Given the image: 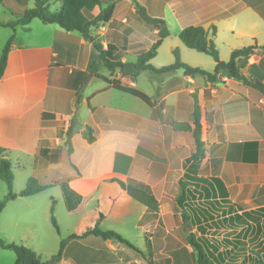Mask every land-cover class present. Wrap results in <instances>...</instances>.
Segmentation results:
<instances>
[{
  "label": "crops",
  "instance_id": "1",
  "mask_svg": "<svg viewBox=\"0 0 264 264\" xmlns=\"http://www.w3.org/2000/svg\"><path fill=\"white\" fill-rule=\"evenodd\" d=\"M102 1H86L77 10L82 25L112 2ZM137 1L152 17L165 21L170 64L175 62L174 49L179 48L188 64L214 72L215 60L188 52L191 48L179 38L190 25L209 32L224 61L236 49L264 45V0ZM49 4L58 11L63 1L49 0ZM34 6L35 0L0 4V24H8L0 26V57L13 36L0 79V159L9 158L13 165L30 170L26 183L36 169L65 170L68 175L40 193L9 201L0 213V225L12 206L31 204L36 212L43 193L60 187L58 196L50 195L67 209L68 234L62 233L57 219L60 231L62 236H79L67 242L55 264H199L192 244L176 241L191 233L216 264L264 261V95L260 90L227 73L210 80L183 70L165 78L152 70H143L137 77L112 71L94 41L81 32L39 18L18 22L19 13ZM164 27H148L138 18L133 0H117L111 19L92 27V35L104 49L112 46L111 52L123 62H136ZM238 70L264 83V54L240 57ZM115 79L144 91L155 106L116 89L111 83ZM196 103L204 145L195 159ZM63 182L81 197L74 209L68 207ZM182 195L184 207L179 202ZM92 201L96 208L87 222L84 218ZM122 205L137 209L136 215L121 210ZM109 217H130L133 228L142 234L141 243L122 229H104ZM96 223L102 230L120 233L148 255L99 232L83 236ZM16 224L20 225L19 219ZM133 250L137 257L130 255ZM9 251L0 247V258L8 257L7 264H14ZM152 252L165 256L152 259Z\"/></svg>",
  "mask_w": 264,
  "mask_h": 264
},
{
  "label": "trees",
  "instance_id": "2",
  "mask_svg": "<svg viewBox=\"0 0 264 264\" xmlns=\"http://www.w3.org/2000/svg\"><path fill=\"white\" fill-rule=\"evenodd\" d=\"M62 8L58 11H53L50 8L49 0H35V6L32 8L23 9L19 13L20 19L18 22L26 24L29 23L34 18H39L44 23H56L60 25L67 31H79L85 38L90 41H94V44L98 51L100 52L101 59L104 65L114 71L119 69L124 75L131 77H137L143 70H152L165 78L176 73L178 70H183L188 75H197L202 74L207 76L210 80H214L216 76L220 73H227L231 77L238 78L243 80L246 84L254 86L264 95V83L258 79H249L238 70V59L243 56H250L253 54H264V45L259 46L257 43L253 45L245 46L239 49H236L232 52L231 58L229 61L221 60L219 49L215 43L213 37H210L209 32L203 27L198 25H190L182 29L179 34L181 41L189 48L195 49L199 52H204L211 55L216 61V68L214 72H208L200 67L192 66L184 62L181 58L180 49H174L175 62L165 65L162 67H155L151 64V60L157 55L158 48L162 44L164 38L168 36L169 31L164 27L165 21L161 18L152 17L145 6L140 4L137 0L134 1L136 6L138 18L144 22L148 27H161L164 29L161 32L159 38L151 45V47L143 52L136 62H123L120 57H117L111 52L112 46L107 50L104 49L103 45L94 39L92 35V27L98 26L100 23H106L111 19L113 11L115 9V4L117 0H112V2L105 8L102 9L101 13L91 19L85 25L80 23V19L77 14L78 9H82L86 1H92L97 4H102V0H62ZM4 0H0V4H3ZM8 25V24H0ZM14 26V24H10ZM213 35L216 34V27L212 28ZM13 36L7 41L2 55L0 57V79L2 78L8 55L12 46ZM112 85L121 91L132 94L151 106H155V101L151 96L146 94L144 91L123 84L120 80H113ZM194 136L197 144V152L194 154L196 159L203 149L202 141V124H201V110L198 103L195 104L194 108ZM73 126L70 127L68 131V137L72 134ZM69 149L71 151V143L68 138L67 141ZM67 159V156H66ZM68 174L65 173V170H55L54 168L49 169H36L32 176L27 180L26 186L20 192H14V179L15 175L13 172V163L9 158L0 159V177L8 186V193L0 199V213L11 200H14L18 197H27L40 193L52 186H54L61 178L66 177ZM64 194L70 209H74L81 200L80 196H74L72 191L69 189V186L66 182L62 183ZM180 205L183 206L184 196L182 195L179 200ZM240 209H246V205L238 206ZM51 221L59 234H61L60 226L58 224L57 218L55 216V207L54 202L51 207ZM89 233L99 232L104 238H116L122 243L127 244L132 249L142 252V250L136 246L129 239L122 236L120 233L114 230H102L99 227V224L96 223L94 227L87 229ZM76 234H71L66 238H62L60 242V248L58 253L53 255L48 261H44L42 257L32 248L25 246L21 243L15 242H6L0 238V247L5 249H11L16 253V261L14 264H55V261L58 257L61 256L67 242L73 238H76ZM190 243L197 250V261L199 264H216L215 259L206 251L202 243L191 233L190 234ZM259 264H264L263 261H260Z\"/></svg>",
  "mask_w": 264,
  "mask_h": 264
},
{
  "label": "rangeland",
  "instance_id": "3",
  "mask_svg": "<svg viewBox=\"0 0 264 264\" xmlns=\"http://www.w3.org/2000/svg\"><path fill=\"white\" fill-rule=\"evenodd\" d=\"M32 5H34V2L32 3ZM94 39L96 38L94 37ZM169 41H170L169 38L167 40L165 39L164 46L160 49L161 51L159 52V55L156 61L152 63L153 65H158V62H163L165 65L170 64L169 62H167L168 61L167 59L170 58L171 54L168 50H166V46ZM187 50L188 52H195V54H199V56L205 58V60H209L210 62H213L214 60L211 55H208L205 53H198L199 51H194L193 49H187ZM181 58L184 62H186V60L183 59L182 55H181ZM187 59L195 61L193 60L194 58H192L191 56H188ZM203 65H206V64H203ZM142 78H143L142 80H145V75H142ZM53 152L58 153L59 149L57 147H54ZM13 172L15 175L13 190L14 192H17V190L19 189L22 190L26 186L25 181L31 172L28 169L24 170L23 168H19L15 164L13 165ZM59 189L60 187H57V188L52 189L51 191H47L46 193H43L44 199L41 200V202L39 203V206H37L38 208L36 209V212H33L34 211L33 207L35 206H32L31 204H22L18 208L16 206H12L9 209V211H7L8 213L7 212L5 213V217L1 219L0 238L5 240L6 242L21 243L27 247H30V248L33 247L32 249H34L42 257L44 261H48L53 255L58 253L59 248H60L61 239L66 238V236H62V233L64 235L68 234V229H69L67 209L63 207L62 201L58 200V198H54L52 200L50 199V195H57L56 193H57V190ZM5 193H8V186L0 177V197L2 198ZM49 201H50V204L48 206L47 203ZM53 202H54V207H55V216L60 221V224L62 226L61 234L57 232V230L55 229L51 221L50 208L53 205ZM95 208L96 206L94 204V201H92L87 213L85 214L86 216L84 220H86L87 222L91 221L92 214L94 213L93 210ZM120 209L123 211L126 210L125 212H129L131 216L136 215L138 211L137 209L133 208L130 205H122ZM33 213H36L37 215L35 219L32 217ZM18 219L20 220V225L16 224V221ZM132 221L133 220L130 217L127 219H121V220H115L112 217H109L108 219L105 220L103 228L104 229H114V230L116 229L118 230V228L119 230L122 229L124 234H128L133 240L136 241V243L140 244L141 241L143 240L142 234H139L138 231H136L133 228L134 223ZM92 227H94V225L90 226L88 229ZM30 228L32 229V232H30L29 230ZM4 229L8 230L11 233H3ZM86 231L83 233V236L88 235ZM96 233L98 232L89 233V234H96ZM189 238H190V235H187L186 237L182 235L179 238H177L176 241L178 244H186L187 242H190ZM71 246L76 247L78 245L73 244ZM127 248L129 250V247ZM9 252L13 254L14 261H15L16 253L13 250ZM133 252L134 253L130 255L137 257L139 253H136L134 250ZM122 254H125V253L122 252ZM130 255L128 254V259H130ZM142 255L146 257L148 255V252H146L145 254L142 252ZM159 255L160 253L156 255L154 252H152L151 258L153 259L154 256L159 257ZM160 256H165V255L161 254ZM8 262H10V258L8 257L2 258V259L0 258V264H4V263L7 264Z\"/></svg>",
  "mask_w": 264,
  "mask_h": 264
}]
</instances>
